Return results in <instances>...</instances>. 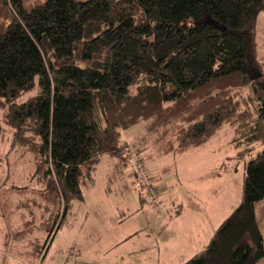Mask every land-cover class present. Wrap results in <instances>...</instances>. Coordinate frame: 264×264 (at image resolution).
Segmentation results:
<instances>
[{
  "label": "trees",
  "instance_id": "obj_1",
  "mask_svg": "<svg viewBox=\"0 0 264 264\" xmlns=\"http://www.w3.org/2000/svg\"><path fill=\"white\" fill-rule=\"evenodd\" d=\"M263 11L264 0H45L29 8L25 0H0V139L10 141L7 157L17 150L26 167L32 163L22 182L18 175L21 189L32 191L21 202L32 218L14 232L19 245L27 241L37 259L44 245L31 241L44 235L48 251L53 228L72 201L85 198L104 154L118 157L119 169L135 157L148 195L124 129L143 123L153 142L164 140V153L176 154L207 143L228 123L240 136L239 156L248 157L243 200L183 264L259 261ZM3 161L0 155L1 170ZM8 176L11 188L18 185ZM34 213L42 215L40 227L32 226ZM35 229L42 236L32 237Z\"/></svg>",
  "mask_w": 264,
  "mask_h": 264
},
{
  "label": "rangeland",
  "instance_id": "obj_2",
  "mask_svg": "<svg viewBox=\"0 0 264 264\" xmlns=\"http://www.w3.org/2000/svg\"><path fill=\"white\" fill-rule=\"evenodd\" d=\"M44 1L25 0V4L29 8ZM257 27L258 58L263 62L264 69V11L260 13ZM142 124L124 129L122 142L131 143L130 151L145 160L152 172L149 173L150 182H164L167 192L156 197V192L153 196L148 194L150 198L157 199L151 200L140 184L133 191H105L110 184L131 183L126 174L130 172L135 177L136 158L132 157L128 166L119 169L115 163L118 157L104 154L94 169L93 181L83 187L85 198L72 201L60 226L56 224L53 228L56 236L46 253L49 238L43 241V235V239L39 240L35 235L42 236V230L31 231L32 237L36 238H32V245L35 240L44 245L40 256L44 253L45 257L40 264H54V260L61 264L67 259L71 263L66 264H72V259L78 256L81 257L79 260L88 264H101L102 259H116L121 264H183L192 254L206 247L216 228L240 205L248 157L239 156L240 136L232 125L224 124L207 143L197 148L168 155L164 153V140L153 142L154 136H149ZM171 136L167 134V141ZM254 144L253 152L260 148L258 143ZM141 147L147 148L142 154H137L136 150ZM9 149L10 141L0 139V155L4 156L0 169V228H11L10 232L0 233V264H37L40 257L31 256L27 241L25 249L23 244L13 246L15 231L11 223L18 222L16 226H22L18 217L23 218L21 222L27 216L32 218L31 212L21 203L26 200L25 196L30 197L32 191L22 190L21 183H18V175L19 182H22L32 163L27 162L29 166L26 167L24 156L17 150L7 157L5 154ZM8 172L18 184L14 188H11ZM91 200L99 203L91 204ZM63 207L61 203L57 223L62 217ZM255 208L264 235V199L257 201ZM201 211L209 216L208 220L200 222L197 219L195 213ZM4 215L11 223L6 224ZM34 215L37 221L32 226L40 227L38 223L42 215ZM13 216L16 219L11 220ZM95 219L100 223L96 230L89 227ZM119 236L121 239L117 238ZM63 256L68 258L65 260ZM255 264H264V256Z\"/></svg>",
  "mask_w": 264,
  "mask_h": 264
},
{
  "label": "crops",
  "instance_id": "obj_3",
  "mask_svg": "<svg viewBox=\"0 0 264 264\" xmlns=\"http://www.w3.org/2000/svg\"><path fill=\"white\" fill-rule=\"evenodd\" d=\"M152 148V147H151ZM150 148V149H151ZM149 149V148H148ZM109 155H111V154H109ZM169 155V154H168ZM111 156H114V155H111ZM116 162V165H117V168L119 167V165H120V162H119V159H116L115 160ZM120 169H122V166L120 167ZM132 174L129 172L128 174H126V176H129V179L131 180V183L130 184H125V185H119V186H113V185H107L106 186V189H105V191H107V192H110V191H118V190H120V191H130V190H134V189H136L137 188V185H138V177H137V175H135V177H133V176H131ZM157 183V185L159 186V188H160V192H159V194L160 195H163L164 194V192H167V188H166V186H167V184H164V182L163 183H158V182H156ZM158 194V195H159ZM157 195V196H158ZM159 195V196H160ZM155 200H157V199H155ZM91 204H95V205H97L98 203H99V201H97V200H91V202H90ZM101 203V202H100ZM106 203V202H105ZM93 206V205H92ZM180 215H181V211L179 210V212H178ZM196 214V216H197V219L201 222V221H203L204 219L205 220H208V218H209V216H207V214L204 212V211H201V212H197V213H195ZM1 217V216H0ZM3 217V220H5L6 221V224H8V223H11V222H9V220L7 221V216H2ZM95 218V217H94ZM13 219H16L14 216L13 217H11V220H13ZM17 219H19V223L20 224H22V225H24L25 224V222H27L28 220H30V217L28 218V217H26L25 218V220L23 221V222H21L20 220H22L23 218L21 217V218H17ZM27 220V221H26ZM11 224H13L14 225V227H12V229H13V231H15L16 229H20L22 226H16L17 224H18V222H14V223H11ZM99 222L95 219V220H93V223H90L89 224V227L90 228H94L95 230L98 228V226H99ZM200 224V223H199ZM26 225V224H25ZM191 226H192V223H191ZM2 228H0V233L1 232H10L9 230L11 229V228H8V227H6V228H4V229H2ZM12 231V232H13ZM172 231V230H171ZM172 232H174V231H172ZM16 233V232H15ZM15 233H14V235H12V238H13V240H14V242H13V246H17L18 247V245H19V241H16L17 240V237H16V235H15ZM55 236H56V233H53V236H52V240H51V242H50V244L53 242V240H54V238H55ZM171 236H173V238L175 237V235H171ZM117 238H119V239H121V236H119V237H117ZM172 238V239H173ZM212 237H210V239H211ZM210 241V240H209ZM50 244H49V246H50ZM23 247V249H24V247L25 246H22ZM110 251V250H109ZM193 255V254H192ZM63 258L66 260L68 257H65V256H63ZM79 258H81V257H77V258H74V260L72 259V264H88L87 262H84V260H79ZM60 261V260H59ZM67 261V262H66ZM64 263H62L61 262V264H66V263H71V261H70V259H67ZM54 264H58L59 262H58V260H54ZM58 262V263H57ZM25 264H29V263H25ZM101 264H121L118 260H116V259H102V261H101Z\"/></svg>",
  "mask_w": 264,
  "mask_h": 264
},
{
  "label": "built area",
  "instance_id": "obj_4",
  "mask_svg": "<svg viewBox=\"0 0 264 264\" xmlns=\"http://www.w3.org/2000/svg\"><path fill=\"white\" fill-rule=\"evenodd\" d=\"M137 166L139 169V175H140V179L146 183V186L148 187V194L153 196V192H156L154 195V197H156L159 192H160V188L158 187L157 184H154L151 181V178L149 177V174L145 168V164L143 162V160H141L140 158H137ZM44 256V253L40 256L39 262L37 264H40V261L42 259V257Z\"/></svg>",
  "mask_w": 264,
  "mask_h": 264
}]
</instances>
